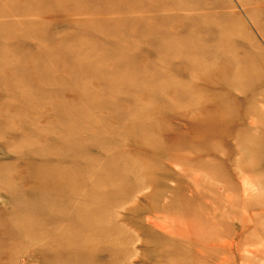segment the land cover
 <instances>
[{
  "label": "rangeland",
  "instance_id": "1",
  "mask_svg": "<svg viewBox=\"0 0 264 264\" xmlns=\"http://www.w3.org/2000/svg\"><path fill=\"white\" fill-rule=\"evenodd\" d=\"M258 134L264 0H0V264H264Z\"/></svg>",
  "mask_w": 264,
  "mask_h": 264
},
{
  "label": "bare ground",
  "instance_id": "2",
  "mask_svg": "<svg viewBox=\"0 0 264 264\" xmlns=\"http://www.w3.org/2000/svg\"><path fill=\"white\" fill-rule=\"evenodd\" d=\"M248 3V1H247ZM239 62H233V64H231V66L229 67V70H227V75L228 77H225V74H222V77H220V74H214L213 78L218 81L220 83V85L224 86L226 85L228 87V89L231 92H235V93H239L242 94L244 96H246V90L243 87V85H245V81L248 80L247 76H248V71L249 68H252L251 66L248 67H242L241 69L238 67ZM225 77V78H223ZM250 80V79H249ZM249 83V82H248ZM224 88V87H223ZM219 91L221 92L222 89L220 88ZM212 96V95H211ZM219 103H217V110L221 115H225L222 117L221 121H229V122H234L233 124H231V127L229 128V131L232 130L234 128V126L238 125L241 122V118L238 117V115H230L228 114V110L230 109V105L227 103H221L220 105H218ZM245 117H250L249 115L245 114ZM245 117H242L246 120ZM205 124L206 123H211L212 124H218L217 121L214 120H209L208 118H202L201 119ZM239 122V123H238ZM238 123V124H237ZM257 138L256 140L261 141L263 136L261 134L256 135ZM242 141V140H240ZM92 175V174H91ZM92 178V177H91ZM89 179V178H88ZM91 185V184H90ZM121 185V184H120ZM93 188V187H92ZM94 190V189H93ZM84 194V193H83ZM79 195V194H78ZM87 196V195H86ZM86 198V197H85ZM71 201V200H70ZM75 201V200H74ZM79 203V202H78ZM75 205V204H74ZM53 210V209H52ZM32 219V218H31ZM17 224V223H16ZM65 225V224H64ZM57 226V225H56ZM41 234V233H40ZM25 237V236H24ZM28 238V237H27ZM34 240V239H33Z\"/></svg>",
  "mask_w": 264,
  "mask_h": 264
}]
</instances>
